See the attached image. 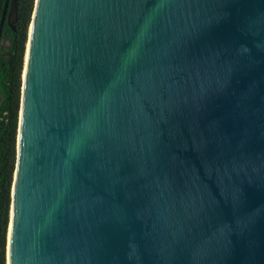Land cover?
Masks as SVG:
<instances>
[{
	"label": "water",
	"instance_id": "water-1",
	"mask_svg": "<svg viewBox=\"0 0 264 264\" xmlns=\"http://www.w3.org/2000/svg\"><path fill=\"white\" fill-rule=\"evenodd\" d=\"M29 31L6 264H264V0H35Z\"/></svg>",
	"mask_w": 264,
	"mask_h": 264
},
{
	"label": "trees",
	"instance_id": "trees-1",
	"mask_svg": "<svg viewBox=\"0 0 264 264\" xmlns=\"http://www.w3.org/2000/svg\"><path fill=\"white\" fill-rule=\"evenodd\" d=\"M15 29L6 27L10 47L0 54V264H6L11 186L16 164L22 72L35 0H16Z\"/></svg>",
	"mask_w": 264,
	"mask_h": 264
},
{
	"label": "flooded vegetation",
	"instance_id": "flooded-vegetation-1",
	"mask_svg": "<svg viewBox=\"0 0 264 264\" xmlns=\"http://www.w3.org/2000/svg\"><path fill=\"white\" fill-rule=\"evenodd\" d=\"M5 2H6V0H0V11L3 10ZM12 4H14V6H17V1L16 0H9L8 8H7L8 14H9V10H10ZM0 18H1V15H0ZM15 22L13 23V26H14ZM7 26L12 28V26H9V24L7 23V18H6L4 28H3L2 40H1L2 45L0 46V52H1L0 54H2V52L6 53L3 55H8L7 49H8V47H10V43L8 42V38H7L8 35H7L6 31H4ZM14 29H15V26H14Z\"/></svg>",
	"mask_w": 264,
	"mask_h": 264
},
{
	"label": "bare ground",
	"instance_id": "bare-ground-1",
	"mask_svg": "<svg viewBox=\"0 0 264 264\" xmlns=\"http://www.w3.org/2000/svg\"><path fill=\"white\" fill-rule=\"evenodd\" d=\"M31 29V28H30ZM30 32V31H29ZM30 34V33H29ZM25 60H27V53H26V57H25ZM23 74H25V71L23 72Z\"/></svg>",
	"mask_w": 264,
	"mask_h": 264
}]
</instances>
